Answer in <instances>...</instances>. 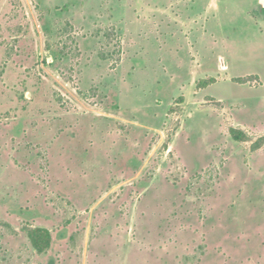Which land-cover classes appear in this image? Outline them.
I'll use <instances>...</instances> for the list:
<instances>
[{"label": "rangeland", "instance_id": "1", "mask_svg": "<svg viewBox=\"0 0 264 264\" xmlns=\"http://www.w3.org/2000/svg\"><path fill=\"white\" fill-rule=\"evenodd\" d=\"M0 264H264V0H0Z\"/></svg>", "mask_w": 264, "mask_h": 264}, {"label": "trees", "instance_id": "2", "mask_svg": "<svg viewBox=\"0 0 264 264\" xmlns=\"http://www.w3.org/2000/svg\"><path fill=\"white\" fill-rule=\"evenodd\" d=\"M214 82V79L201 80L200 85L206 87ZM231 133L233 137L237 140H244L242 133L237 129H232ZM29 239L33 247L40 253L48 250L53 241L52 232L45 227H35L28 231Z\"/></svg>", "mask_w": 264, "mask_h": 264}]
</instances>
